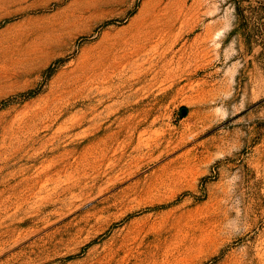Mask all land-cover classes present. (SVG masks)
I'll list each match as a JSON object with an SVG mask.
<instances>
[{"label": "rangeland", "instance_id": "374dc122", "mask_svg": "<svg viewBox=\"0 0 264 264\" xmlns=\"http://www.w3.org/2000/svg\"><path fill=\"white\" fill-rule=\"evenodd\" d=\"M0 264H264V0H0Z\"/></svg>", "mask_w": 264, "mask_h": 264}]
</instances>
